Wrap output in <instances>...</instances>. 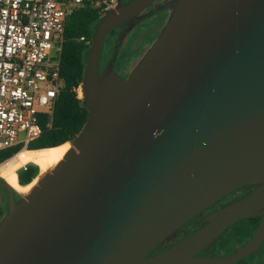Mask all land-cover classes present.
<instances>
[{"label": "water", "instance_id": "obj_1", "mask_svg": "<svg viewBox=\"0 0 264 264\" xmlns=\"http://www.w3.org/2000/svg\"><path fill=\"white\" fill-rule=\"evenodd\" d=\"M157 0H122L99 23L82 83L88 119L57 167L22 198L6 181L0 264H235L264 242V0H176L127 78L107 36ZM245 198L160 247L237 191ZM261 217L226 257L200 253Z\"/></svg>", "mask_w": 264, "mask_h": 264}, {"label": "built area", "instance_id": "obj_2", "mask_svg": "<svg viewBox=\"0 0 264 264\" xmlns=\"http://www.w3.org/2000/svg\"><path fill=\"white\" fill-rule=\"evenodd\" d=\"M117 0H0V151H22L44 133L65 87L61 57L68 17L82 9L105 16ZM79 42L89 46L88 38ZM83 100L82 84L73 89Z\"/></svg>", "mask_w": 264, "mask_h": 264}, {"label": "trees", "instance_id": "obj_3", "mask_svg": "<svg viewBox=\"0 0 264 264\" xmlns=\"http://www.w3.org/2000/svg\"><path fill=\"white\" fill-rule=\"evenodd\" d=\"M103 17L100 11L96 9L78 10L68 17L61 57V76L65 87L58 98L52 119L50 120L47 115H42L41 117V124L44 128L43 135L38 140L32 142L27 150L57 149L65 144H69V142L73 143L83 130L88 119V110L84 99L79 100L73 89L83 83L88 61L87 53L92 46L93 36ZM81 37L88 38L90 45L87 46L79 42ZM21 151L22 147L0 151V164L7 162ZM39 170V166L35 164H28L18 170L17 175L21 186L31 184L38 177ZM4 181L0 178V182ZM246 193L247 188L237 191L226 198L222 204L225 205L231 200L242 198ZM2 212L3 210L0 209V215L3 214ZM260 222L261 217H257L245 219L237 223L227 230L220 239L216 240L206 250V253L210 256H217L218 244L226 236H229L228 239L230 240L227 241L226 245L222 244L223 247L221 248L232 250H225L220 256L226 257L227 254L235 252L253 238ZM168 242L169 240L166 244ZM163 248H165V245Z\"/></svg>", "mask_w": 264, "mask_h": 264}, {"label": "flooded vegetation", "instance_id": "obj_4", "mask_svg": "<svg viewBox=\"0 0 264 264\" xmlns=\"http://www.w3.org/2000/svg\"><path fill=\"white\" fill-rule=\"evenodd\" d=\"M122 1H123V4L126 5V4L131 3L133 0H122ZM175 2H176V0H157L150 7H148L145 11H143L142 13L137 15L136 17L132 18L131 20L120 24L119 27L114 29L107 36V38L105 40L104 48L102 51L101 62H100V71L104 70L107 67L109 61L113 58V56L117 52V61L115 64V71L120 76H122L123 78H127L131 74V72L133 71L132 70L130 73H127V74L122 73V69L127 66L125 63L127 58L125 59V61H121L119 63L118 68H117L118 58H119L120 53L122 52L121 44L123 43L124 39L128 38V37H132V39L133 38L136 39V41L134 43H137V39L140 36L141 29L155 31L153 33V35H156V37L158 38V36L160 35V33L163 30L159 33L158 32L159 30L157 31V29L159 28V25L161 23L166 21V24H167L171 14H172L173 5ZM147 20H152V21L148 26H144L143 24ZM166 24H165V26H166ZM165 26H164V28H165ZM155 41L153 42V44L155 43ZM153 44H152V46H153ZM107 48H109V54L106 52ZM150 48L146 51V53L150 50ZM145 54H144V56H145ZM55 150H57V149H55V148H53V149H40V150H34V151L24 150L0 166V176L3 177L4 180L11 187L16 188L18 186V182H19L18 181V175H17L18 170L27 166L28 164H35V165L41 167V169L43 171L47 170V168H44L46 166L45 162H48L47 159H49V160L51 159L50 156L53 153V151H55ZM255 189H256V186L249 187V188H247V193L245 194L244 197L238 198L236 200H231V201L227 202V204L223 205L222 202L225 200L224 199V200L220 201L219 203H217L216 205H214L213 207H211L210 209H208L207 211L200 214L199 216L195 217L189 224L186 225L189 227L191 226L193 228L192 231H190L188 235L195 233L196 231H198L199 229H201L205 225L204 218L207 215H209V214L213 213L214 211L221 209V208H223V207H225L231 203H234L238 200L245 198L247 195H249ZM15 199L17 202H19L22 199L18 195L17 192H15ZM8 203H9V199H8ZM186 226H184V227H186ZM184 227L181 228L180 230L184 229ZM185 235H187V234H185ZM185 237H187V236H185ZM185 237L182 235L179 241H181ZM170 239H174V236H172L168 240L170 241ZM179 241L176 240V242L171 244V245H166V242H165L160 247L159 251L167 249L170 246L178 243ZM164 245H165V248L162 249V247H164ZM235 252H232L231 254H233ZM231 254H227V256H229ZM200 255L205 256L202 253H200Z\"/></svg>", "mask_w": 264, "mask_h": 264}, {"label": "rangeland", "instance_id": "obj_5", "mask_svg": "<svg viewBox=\"0 0 264 264\" xmlns=\"http://www.w3.org/2000/svg\"><path fill=\"white\" fill-rule=\"evenodd\" d=\"M151 21L152 20H147L143 25L148 26L151 23ZM165 24H166V21L159 25V28L157 29V31L159 30L158 31L159 33L164 29ZM154 32L155 31H153V30L141 29L140 36L137 39V43H134L136 41V39H134V38L132 39V37H128V38L124 39L123 43L121 44L122 52L119 55L118 64H117V68H118L119 63L121 61H125V59L127 58L126 62H125L127 66L122 69V73H125V74L130 73L137 66V64L142 60L146 51L152 46L153 42L157 38L156 35H153ZM106 50H107L106 52L109 54V48H107ZM70 143L71 142H69V144ZM71 145H72V143H71ZM50 158H51L50 160L47 159L48 162H45L46 166L44 168H47V170L43 171L41 169V167H39V169H40L39 175L31 184H29L27 186H21V184L18 182V186L14 189H15V192H17L21 198L28 196L30 194V192L39 184L40 180L45 175L52 172V168L50 166L57 159L56 158L53 160V158H55V153H52ZM2 164H4V163H2ZM2 164H0V166ZM0 178L4 180L3 177L0 176ZM0 196H2L0 204H2V209H3V212H2L3 214L0 215V224H1L2 220L5 218V216L8 213V194H7V191L1 187H0ZM192 229L193 228L191 226L190 227L186 226V227H184V229L179 230L176 234L173 235L174 239H171L168 242V244H166V245H171V244L175 243L176 240L179 241L182 235L184 237L189 236L188 234L190 231H192ZM185 234H187V235H185ZM228 238H229V236L222 238V240L218 244L217 253L219 255L217 254V256H212V257H223L220 255H222V253L225 252V250H227V251L232 250V249L221 248V247H223L222 244L226 245L227 241L230 240ZM206 250H208V249L203 250L201 253L205 256L211 257L206 253ZM263 263H264V242H263L262 246L260 247V249L256 253L252 254L250 257L243 259V260H241L235 264H263Z\"/></svg>", "mask_w": 264, "mask_h": 264}, {"label": "bare ground", "instance_id": "obj_6", "mask_svg": "<svg viewBox=\"0 0 264 264\" xmlns=\"http://www.w3.org/2000/svg\"><path fill=\"white\" fill-rule=\"evenodd\" d=\"M61 146V145H60ZM72 145L70 144H65L59 148H57V150L53 151V153H55V158L56 161L50 166L52 168V171L57 167V165L64 160L66 154L71 150ZM22 152V151H21ZM51 154V153H50Z\"/></svg>", "mask_w": 264, "mask_h": 264}, {"label": "crops", "instance_id": "obj_7", "mask_svg": "<svg viewBox=\"0 0 264 264\" xmlns=\"http://www.w3.org/2000/svg\"><path fill=\"white\" fill-rule=\"evenodd\" d=\"M1 199H2V196H0V201H1ZM0 205H1V206H0V209L3 210V209H2V204H0Z\"/></svg>", "mask_w": 264, "mask_h": 264}]
</instances>
